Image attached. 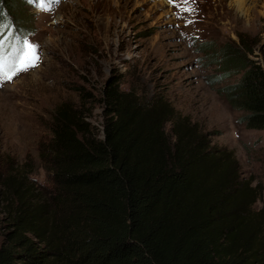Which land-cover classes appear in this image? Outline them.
Returning a JSON list of instances; mask_svg holds the SVG:
<instances>
[{"label": "trees", "instance_id": "1", "mask_svg": "<svg viewBox=\"0 0 264 264\" xmlns=\"http://www.w3.org/2000/svg\"><path fill=\"white\" fill-rule=\"evenodd\" d=\"M11 1L0 0V22ZM202 45L216 81L240 74L219 90L228 105L264 130L253 45ZM117 81L100 92V129L82 106L52 111L39 160L49 186L25 164L0 163V264H264V207L253 208L262 184L167 100H142Z\"/></svg>", "mask_w": 264, "mask_h": 264}, {"label": "rangeland", "instance_id": "2", "mask_svg": "<svg viewBox=\"0 0 264 264\" xmlns=\"http://www.w3.org/2000/svg\"><path fill=\"white\" fill-rule=\"evenodd\" d=\"M46 1L53 4L48 12L37 0L7 6L11 30L39 45L41 61L0 85L1 169L13 159L32 168L35 182L49 186L39 160L50 148L52 111L61 102L82 106L100 129V92L113 78L142 100H167L213 145L231 149L242 176L263 186L253 208L264 207V130L247 127L244 113L219 91L240 74L216 81V67L202 51L205 42L236 44L241 38L264 63V0ZM187 7L192 10H183Z\"/></svg>", "mask_w": 264, "mask_h": 264}, {"label": "snow or ice", "instance_id": "3", "mask_svg": "<svg viewBox=\"0 0 264 264\" xmlns=\"http://www.w3.org/2000/svg\"><path fill=\"white\" fill-rule=\"evenodd\" d=\"M59 3V0H52ZM177 3V0H169ZM183 4H190L191 0H180ZM38 6L45 11L51 10L45 0H38ZM191 11L190 7L183 9ZM41 61L39 45L22 37L11 30V25L0 22V85L12 81L21 73L38 67Z\"/></svg>", "mask_w": 264, "mask_h": 264}, {"label": "bare ground", "instance_id": "4", "mask_svg": "<svg viewBox=\"0 0 264 264\" xmlns=\"http://www.w3.org/2000/svg\"><path fill=\"white\" fill-rule=\"evenodd\" d=\"M160 2V1H159ZM160 4V3H159ZM162 4V3H161ZM243 4V3H242Z\"/></svg>", "mask_w": 264, "mask_h": 264}]
</instances>
